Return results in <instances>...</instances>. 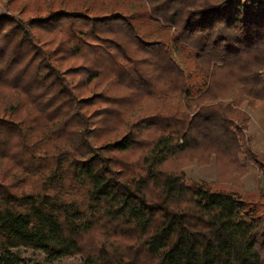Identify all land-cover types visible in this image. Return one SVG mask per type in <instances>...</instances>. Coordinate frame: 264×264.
<instances>
[{
	"label": "trees",
	"instance_id": "1",
	"mask_svg": "<svg viewBox=\"0 0 264 264\" xmlns=\"http://www.w3.org/2000/svg\"><path fill=\"white\" fill-rule=\"evenodd\" d=\"M52 4L0 15V264H264V200L181 170L243 169L264 0Z\"/></svg>",
	"mask_w": 264,
	"mask_h": 264
},
{
	"label": "rangeland",
	"instance_id": "2",
	"mask_svg": "<svg viewBox=\"0 0 264 264\" xmlns=\"http://www.w3.org/2000/svg\"><path fill=\"white\" fill-rule=\"evenodd\" d=\"M50 4H47L48 2ZM53 0H0V15L12 14L14 17L29 22L28 17L43 12L45 8H52ZM43 2V8L39 9ZM34 9H39L33 10ZM181 65L182 62H180ZM95 88L94 91H97ZM84 95L91 92L83 91ZM230 117L241 128L245 147L249 154L240 156L242 170H236L226 161H216L213 156L206 162L187 160L181 162V170L187 180L204 181L214 189L231 190L239 195L248 196L256 203L264 200V173L255 160L264 161V100L253 105L242 101L239 105H232ZM27 264H81L78 254L47 261L44 254L31 248L16 249Z\"/></svg>",
	"mask_w": 264,
	"mask_h": 264
}]
</instances>
